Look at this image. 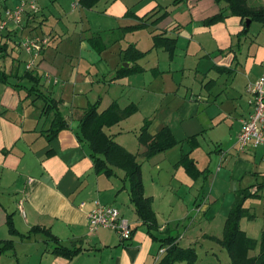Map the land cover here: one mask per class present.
<instances>
[{
	"label": "crops",
	"instance_id": "crops-1",
	"mask_svg": "<svg viewBox=\"0 0 264 264\" xmlns=\"http://www.w3.org/2000/svg\"><path fill=\"white\" fill-rule=\"evenodd\" d=\"M173 1L167 6H159L152 0L144 4L143 0H113L108 13L102 14L101 17L102 21L120 23L119 30L138 25L139 20L148 15L156 13L147 21L148 24L158 17H163L155 26L144 28L151 30V44L154 35L176 40L171 59L165 51L152 49L151 45L150 50H160L168 60V69L160 70L159 66H156L159 73L155 80L161 81L158 87L153 86L156 91L154 88L148 90L145 82L138 83L140 79H136L139 78L136 75L117 77L120 68H124L122 64L125 63L121 54L129 45H134L133 43L118 53L114 50L113 56L108 58L105 53L114 45L108 46L105 52L98 53L87 42V38L93 35L87 31L86 34L76 37L78 41L74 46L62 43L64 35L59 33H55L56 37L50 33L43 34L51 40L37 58L34 71L41 77L42 91L60 102L59 111L68 125L56 138L49 141L45 138L51 115L46 116L42 123L41 102L31 105L30 100H24V92H17L8 85L0 84V242L12 243L9 250L0 252V264H158L168 248L161 246L164 243L162 240L176 238L169 231L168 223H160L161 207L158 201L161 200L163 206L168 204L163 203L161 199V190L165 185L160 181L161 170L163 167H171L173 171L169 172L170 183L175 181L192 187L193 182L185 170L182 167L173 168L180 159L176 148L183 151L182 142L197 136V133L202 131L201 128L211 133L224 128L223 123L227 119H224V116L231 119V111L237 112L240 108L236 107L242 99L239 91H245L246 85L257 80L264 72V41L254 45L256 41L253 40L251 45L245 47L247 41H242L240 36L244 26L238 17L227 16L222 22L212 26L202 25L204 20L220 12L228 15L225 3H216L214 0H180L174 4ZM245 1L249 8L264 9V0ZM128 12L133 16L126 15ZM44 25L45 16L32 28L40 27L42 33ZM260 25L264 34V24ZM10 26L13 25H9L8 33L17 32V41L20 34ZM116 42L115 40L113 44ZM10 45L13 50L8 49V59L0 63V72L3 71L7 75L16 69L14 62L20 60L19 56L15 55L14 45ZM17 54L20 55L21 52ZM177 57L181 62L174 68L172 62ZM235 61L237 67L227 74L229 78L233 74L232 81L228 83V78L226 83H222L221 78L226 73L217 69H231ZM243 64L245 77L244 83L241 84L235 74ZM137 65L143 73L148 71L139 62ZM127 66L131 67L133 64ZM186 70L194 74L195 81L198 76L204 77L199 80L201 88H209V85L210 88H215L220 84L215 97L210 94L205 97L203 90L196 96L193 88L177 84V79ZM211 74L215 76L211 78ZM207 78L209 81L205 80ZM10 81L14 82L11 79ZM181 89L185 90L184 93H181ZM228 90L235 101L233 109L225 112L224 105L220 102V106H216L218 109L215 108L218 112L209 115L211 107L217 105L218 99L222 95L225 96ZM168 96L175 102L167 107L161 124L158 121L156 123H159V129L166 126L178 145L148 160L152 165L148 186L142 171L146 160L139 162L144 195L152 199V210L159 227L158 231L152 232L156 238L154 240L146 232L145 226L129 202L128 182L124 178V172L115 169L110 178L94 172L88 145L77 138L78 121L88 105L98 102L99 113L112 103H116L120 109L133 104L137 112L143 109L148 113L142 117L152 125L157 120L155 112L161 107V101ZM199 100H205L201 111ZM210 101L213 104L207 105ZM247 107L246 112L237 114L233 119L228 135L226 133L225 136L215 138L217 146L214 153H217L216 158H219L216 174L208 194L203 192V196L195 205L191 227L214 223L224 208L227 196H232L233 199L241 189L252 187L250 192H257V199L264 201V163L261 160L263 149H250L241 153L235 148L241 120L251 111L248 103ZM5 110L6 113L1 115ZM135 114L117 125L104 128L103 131L127 152L137 158H143L145 148L141 146L135 154L129 150L131 144L122 137L126 133L134 132L137 139L139 131H133L134 128L125 130L131 121L134 127L138 123ZM189 126L196 130L192 132ZM159 129L149 128L148 132L155 135ZM187 130L195 134L190 136L191 132ZM176 131L179 133L175 134ZM197 143L201 147L199 138ZM192 159L198 169L196 159ZM198 170L204 172L202 175L206 176V181L211 180L206 174L208 170ZM97 204L112 206L118 210L120 217L129 225V241H121L116 233L107 230H99L94 234L88 232L87 215ZM183 211L184 209L180 210L181 213ZM8 216H11L13 227L18 233L16 235H10L8 232ZM182 217L183 215L176 221ZM36 228L48 230L61 245L70 249L80 248L81 252L71 259L53 254L52 243L46 242L47 238L42 233L28 234ZM163 234L166 236H162ZM175 243L179 246L178 237Z\"/></svg>",
	"mask_w": 264,
	"mask_h": 264
},
{
	"label": "rangeland",
	"instance_id": "rangeland-1",
	"mask_svg": "<svg viewBox=\"0 0 264 264\" xmlns=\"http://www.w3.org/2000/svg\"><path fill=\"white\" fill-rule=\"evenodd\" d=\"M31 2L32 0H0V23L3 17V12L4 10H11L14 7L18 6L21 4V2ZM78 0H35L34 4L37 9V13H34V15H37L36 21L32 23L33 25L37 26V22L40 18V21L42 20L43 16L46 17V25L43 27V32H40V27L36 28L35 31L30 32V28L23 29L22 31L18 28H15L13 26H10L13 30L18 31V35L20 34V38L23 35L24 36H34V35H43L44 33L46 34H51V36L56 37L55 33H59L60 35H64V38L62 39V43L64 44H77V38L79 35H82L83 33L86 34L85 31H87L90 34L93 35H102L104 36L105 39V44H106V49L110 45H114L113 48L109 49L106 51L104 49V52L106 51L107 57H112L114 50H117V53L119 50L122 48H125L128 44L133 43L134 46L142 51L143 53L145 52V55L140 58L139 60L136 61L140 63V65L144 66L145 68L148 69L147 72L143 73L144 71L138 72V73H133L131 74L132 76L139 77L136 79H140L138 83L143 84L145 82L146 88L149 90L150 88H154L153 86L161 83L160 80H155L156 77L158 76L157 74L159 73L156 68V66H159L160 70H166L168 69V60L164 56V54L160 50H150L151 49V38H150V32L146 29H140L137 30L136 32H129V31H124L123 28L119 30V26H121L120 23L116 22H109L108 20L102 21L103 18L102 14L108 13L110 5L112 4L113 0H101L100 2L97 3L95 7H93L90 10L86 9H81L77 5ZM150 0H143L144 2H148ZM159 6H167L170 4L171 1L173 0H152ZM135 4V3H134ZM137 8V6L134 8V10ZM98 14H101L100 16ZM112 20V19H110ZM36 23V24H35ZM89 29V31L87 30ZM114 29V30H113ZM151 31V30H150ZM49 38V37H48ZM243 38L242 41H247V47L249 44L251 45V41L255 40L254 45L261 44L264 41V34L261 31V25L259 23H251L248 27V32L245 36H242ZM1 40V38H0ZM50 38H49V43H50ZM110 42H107V41ZM117 41L116 43L113 44V42ZM11 43V42H9ZM12 44V43H11ZM59 44V43H58ZM240 47V45H239ZM247 49V48H246ZM150 50V51H147ZM18 52L16 51V56H19V61H15L14 63L17 65L18 72L21 75L25 70H26V64H27V56L21 52V54H17ZM121 54V51H120ZM13 55V57L15 56ZM122 55V54H121ZM15 56V57H16ZM8 59V57H5L4 60ZM0 60L1 64L2 61ZM167 60V61H166ZM181 60L179 57L175 58V60L172 62L173 67L176 68L180 65ZM237 62H233V65L231 69L235 70L237 67ZM130 65V63H123L122 66ZM132 64V63H131ZM195 65V64H194ZM193 65V66H194ZM34 70V69H33ZM147 73V74H146ZM232 75L227 76H222L221 80L222 83H226L225 80L228 78V83H230ZM238 76L240 79V83H244V77H245V68L244 64L243 67H238L237 73L235 74ZM215 76L214 74H211V78ZM210 78V77H209ZM209 78L205 79L209 81ZM204 79L203 76L197 77L195 81L194 80V74L192 72H189L186 70V72L177 79L176 83H181L187 87L193 88V93L197 95V93L201 92L202 94L207 96V94H210L212 97L218 93V87L220 84H218L215 88H205V86L201 88L199 80ZM206 81V82H207ZM221 83V85H222ZM227 83V85H228ZM239 85V83H238ZM156 91V88H154ZM181 93H184L185 90L181 89ZM134 93V91H133ZM242 95V99L239 100L238 104H236V107L238 108L237 112L231 111V115L228 119H225L224 121V128L216 130L214 133L209 132V130L201 128V132L197 133V138H199V141L201 142V147L197 145L195 148H191L189 143L187 142V139L182 142V145L184 146L183 151H181L179 148H176L177 151L179 152V157L181 156L182 152L189 153L190 158H194L197 161V166L198 169H203L208 170V173L206 174L209 175L211 180L208 182L205 180V177L203 175H200L199 178L197 179H192L190 180L193 182L192 187L187 186L185 184H181L178 182H169L170 174L169 172L173 171L171 167H163L161 170V179L162 184L165 183L163 186L161 192L163 193L162 200L163 203H168L167 206H163L162 201L160 202V207H161V213H160V223L166 225L167 223L169 224V231L172 232L173 237H178V241L180 242L179 247L183 249H192L193 253L195 255V264H228L230 262L229 255L224 248V246L221 244L222 237H223V229H224V224L225 220L227 218V215L229 213V210L235 201V197L232 196H227L225 205L221 213L218 215L217 219L215 220L214 223L211 225L209 224H201V225H196L194 227H191L190 224L193 223V214H195V205L197 204V201L199 198L203 196V192H206L208 194L210 188H211V183L213 180V177L216 174V169L218 166V159L216 158L215 149H216V139L217 137H220L221 135L225 136L226 133L228 135L229 126L231 123H233V119L236 118L237 114L242 113L243 111H247V103H248V96L245 93V91H239ZM202 95V96H203ZM213 97V98H214ZM228 97V98H227ZM239 97H237L238 99ZM170 96L165 97L161 101V107L158 109V111L155 112L157 114L155 117L157 120H155L152 125L149 124L148 129L154 130V129H159V123L161 124V119L164 116V113L167 110V107L169 105H172L174 100H171ZM232 95L231 91H227L226 95H222L220 99H218L217 105H214V107H211V109L208 111L209 115L211 114H216L218 111V106L220 102L224 105L223 109L225 112H229V109H233L235 105V101L232 100ZM204 101L205 100H199L200 104V111L203 110L204 108ZM31 102V101H29ZM212 101H210L207 105H210ZM213 104V103H212ZM131 105V104H130ZM133 105V104H132ZM135 106V105H134ZM220 106V105H219ZM136 107V106H135ZM216 108V109H215ZM222 110V109H221ZM199 112V111H198ZM137 113V114H135ZM135 114V119L138 120V123H136L135 127L131 121L130 125L128 127H125V130H129V128H134L133 131L137 130L139 131V128L142 127L145 123L143 115H146L145 110H141L140 112L136 111L134 112ZM132 114L131 116H133ZM129 116L128 118H130ZM46 115L42 117V123L46 120ZM140 119H141V124H140ZM153 120V119H152ZM147 121V120H146ZM158 121L159 123H156ZM142 125V126H141ZM127 128V129H126ZM235 129V127L233 126ZM189 129H192L189 126ZM196 129H192V132H194ZM188 132H191L187 130ZM190 133L192 134L195 133ZM178 134L179 132H175V134ZM134 132L126 133L122 137L123 139H126L128 143L131 144V147L129 150L131 152L137 154V150L141 148V145L138 142V139L134 136ZM174 137V136H173ZM138 138V137H137ZM174 139H176L174 137ZM227 141V140H226ZM176 147V146H175ZM173 147V148H175ZM171 150V149H170ZM168 151V150H167ZM210 151L212 153H210ZM138 162H142L145 159L144 158H137ZM180 166H174L173 168H179ZM152 170V165L148 160L144 161L143 166H142V171L144 173V178H145V184L146 186L149 185V180H150V175ZM172 173V172H171ZM144 185V184H143ZM229 202V203H228ZM157 203V208H159V204ZM228 204L230 207H228ZM112 207V206H110ZM244 207L249 210V213L252 214L254 217L252 220H248L246 218H243L240 221V229L246 234L247 237L254 239L256 241L259 240L261 231L264 230V201L259 200V199H249L246 200L244 203ZM114 208V207H113ZM229 208V209H228ZM116 209V208H115ZM184 209L183 213L180 212V210ZM117 210V209H116ZM118 211V210H117ZM182 219H179L176 221L177 218L182 216ZM186 216V219L184 217ZM166 236V234L162 235ZM166 246V245H164ZM259 248L257 247L255 251L252 253H249V256H256L258 254ZM158 257H160L158 255Z\"/></svg>",
	"mask_w": 264,
	"mask_h": 264
},
{
	"label": "trees",
	"instance_id": "trees-1",
	"mask_svg": "<svg viewBox=\"0 0 264 264\" xmlns=\"http://www.w3.org/2000/svg\"><path fill=\"white\" fill-rule=\"evenodd\" d=\"M101 0H78L77 6L81 9L90 10L97 5ZM180 0H174L173 3L177 4ZM216 3H225L228 15L220 12L211 16L202 22L204 26H212L222 22L227 16L238 17L241 19L244 26L240 36H245L248 28L245 29V21L249 20L250 23L264 24V9H252L246 5L245 0H214ZM156 14V13H155ZM148 15L146 18L140 19L139 24L133 27L125 28L124 31L134 32L140 29L155 26L163 17H158L148 24V20L152 19L154 15ZM126 15L133 16L131 13ZM37 15H31L27 19L26 25L23 29L30 28V32L35 30L32 28V23L36 21ZM40 18L37 23H39ZM41 22V21H40ZM17 32L14 33H1L0 34V60H4L7 56L8 49L13 50L10 45L15 42ZM87 42L98 53L106 49L104 36L91 35L87 38ZM176 48V40L163 37L162 35H154L152 37V49H161L165 51L171 59L174 55ZM145 52L138 51L134 45H129L122 53V61L132 63L133 66L128 68H120L117 77L127 76L133 73H138L141 68L136 64V61L142 58ZM221 73L229 74L233 69H217ZM14 80V82L10 81ZM0 84L10 86L14 91L24 92L25 99L30 100L33 105L36 102L42 103L41 115H51V123L49 128L45 131V138L49 141L56 138L57 134L68 128L66 121L59 111L58 105L60 102L54 100L50 95L42 91L41 77L38 76L32 69L25 70L21 75L18 68L8 75L3 71L0 72ZM99 103L88 105L83 111L78 123L77 138L80 142H85L90 151V158L93 164V170L97 175H104L110 178L114 175V170L124 172V178L128 182L129 202L133 206L134 212L142 225L145 226L146 232L156 240L152 232L158 231L156 216L152 210V199L144 195V186L142 182L141 164L138 162L137 157L127 152L123 147L118 145L112 138L107 136L103 129L110 128L117 125L121 121L127 119L134 114L136 107L129 105L124 109H120L116 103H112L106 110L98 112ZM6 110L1 114L4 115ZM149 122L145 121L144 125L139 129L138 142L145 148L143 158L150 160L158 154L164 153L178 145L174 139L171 131L166 127H162L155 135H150L148 132ZM197 136H192L187 139L190 147L195 148L197 143ZM176 166L182 167L186 174L192 178L197 179L204 172H200L195 164V161L189 157V153L182 152L180 159ZM250 188L239 190L235 195L227 218L225 220L223 237L221 244L226 249L230 262L228 264H264V231L261 232L258 241L251 239L240 229V221L243 218L248 220L253 219V215L249 210L244 207V203L249 199H257L259 197L257 192L251 193ZM7 228L10 235L18 234L11 222V216L7 219ZM40 232L46 238V242L52 243V253L58 256L71 259L81 252L80 248H66L61 245L57 238H55L48 230L34 229L28 234ZM28 235L25 237L27 238ZM176 238H167L162 240L163 245L168 248L158 264H195V255L192 249H183L176 243ZM0 252L9 250L12 247L10 241L0 242ZM259 248L256 256H249Z\"/></svg>",
	"mask_w": 264,
	"mask_h": 264
},
{
	"label": "built area",
	"instance_id": "built-area-1",
	"mask_svg": "<svg viewBox=\"0 0 264 264\" xmlns=\"http://www.w3.org/2000/svg\"><path fill=\"white\" fill-rule=\"evenodd\" d=\"M34 2L35 0L21 2L11 10H4L0 33H8L9 25L22 30L27 19L37 13ZM48 44L49 38L44 35L24 36L13 43L17 52H23L28 57L26 64L28 71L34 69L37 58ZM245 93L249 98L248 105L251 111L241 120L235 148L241 153L250 149L262 148L261 160L264 163V72L257 80L246 85ZM87 219L90 234L99 230H107L116 233L121 241H129L131 238L129 225L113 207L97 204L88 213Z\"/></svg>",
	"mask_w": 264,
	"mask_h": 264
},
{
	"label": "water",
	"instance_id": "water-1",
	"mask_svg": "<svg viewBox=\"0 0 264 264\" xmlns=\"http://www.w3.org/2000/svg\"><path fill=\"white\" fill-rule=\"evenodd\" d=\"M249 25H250V21L249 20L245 21V29H247L249 27ZM123 67L127 68L128 66L126 64H124Z\"/></svg>",
	"mask_w": 264,
	"mask_h": 264
}]
</instances>
